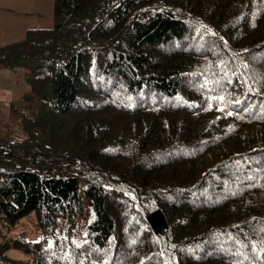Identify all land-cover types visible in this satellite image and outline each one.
<instances>
[{"label":"trees","instance_id":"trees-1","mask_svg":"<svg viewBox=\"0 0 264 264\" xmlns=\"http://www.w3.org/2000/svg\"><path fill=\"white\" fill-rule=\"evenodd\" d=\"M14 67L38 106H10L0 209L91 219L0 264H264V0H54Z\"/></svg>","mask_w":264,"mask_h":264},{"label":"rangeland","instance_id":"rangeland-1","mask_svg":"<svg viewBox=\"0 0 264 264\" xmlns=\"http://www.w3.org/2000/svg\"><path fill=\"white\" fill-rule=\"evenodd\" d=\"M20 69H13V73L10 74L11 78L19 79V84L11 89L9 94L10 102L3 101L4 98L8 96L0 88V113H4V108L7 104L10 106L13 104L15 106H27L31 112L37 110L38 102L33 93L30 91V85L25 78V71L23 67ZM7 71H2L0 75V84L4 87H9L13 80L9 77H5ZM22 95V98H19ZM18 96V97H17ZM19 98V99H17ZM9 113V112H8ZM9 117V116H8ZM8 118L0 116V137L8 138L9 128H7ZM8 131V134H7ZM83 213L73 215L70 219L65 216H58L54 224H49L41 229L38 225V220L35 211L30 212L26 216L20 218L13 224H10L6 219L4 213L0 209V245L6 241L10 240L21 232H25L27 237L32 240L46 239V243L50 244L51 240L55 236H68L75 243L80 244L85 240V223L91 219V210L86 200L83 199ZM4 254L8 257L17 260L29 259L31 257L30 253H27L17 247L10 246L5 251Z\"/></svg>","mask_w":264,"mask_h":264},{"label":"crops","instance_id":"crops-1","mask_svg":"<svg viewBox=\"0 0 264 264\" xmlns=\"http://www.w3.org/2000/svg\"><path fill=\"white\" fill-rule=\"evenodd\" d=\"M53 14L54 0H0V46L24 39L29 29L51 28ZM13 69L22 70L19 67L0 68V75L2 71H7L5 77L11 78L10 74L13 73ZM11 79L13 82L9 87L0 84V88L8 96L3 101L10 102L11 89L19 84V79ZM19 98H22V95ZM9 111L7 104L4 113H0V116L8 118ZM7 128H9L8 123Z\"/></svg>","mask_w":264,"mask_h":264},{"label":"water","instance_id":"water-1","mask_svg":"<svg viewBox=\"0 0 264 264\" xmlns=\"http://www.w3.org/2000/svg\"><path fill=\"white\" fill-rule=\"evenodd\" d=\"M162 214L159 210L152 212L148 215V220L150 224L154 227L158 225L161 221Z\"/></svg>","mask_w":264,"mask_h":264}]
</instances>
